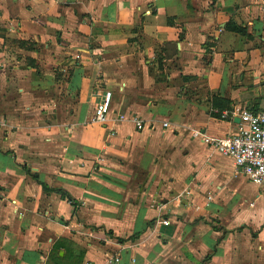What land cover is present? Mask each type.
Instances as JSON below:
<instances>
[{
  "label": "crops",
  "instance_id": "obj_1",
  "mask_svg": "<svg viewBox=\"0 0 264 264\" xmlns=\"http://www.w3.org/2000/svg\"><path fill=\"white\" fill-rule=\"evenodd\" d=\"M233 107L264 0H0V264H264V183L207 143Z\"/></svg>",
  "mask_w": 264,
  "mask_h": 264
},
{
  "label": "built area",
  "instance_id": "obj_2",
  "mask_svg": "<svg viewBox=\"0 0 264 264\" xmlns=\"http://www.w3.org/2000/svg\"><path fill=\"white\" fill-rule=\"evenodd\" d=\"M109 99L110 94L105 93L97 103L91 120L93 123L105 124L107 122L110 110ZM230 114L239 120L238 131L221 139L208 140L207 143L221 156L230 158L235 168L250 182L257 185L263 184L264 110L255 112L245 107H233ZM227 116V112L222 113L221 119H225ZM135 125L137 130L143 129V125L139 121H136ZM163 126L167 127V124Z\"/></svg>",
  "mask_w": 264,
  "mask_h": 264
},
{
  "label": "water",
  "instance_id": "obj_3",
  "mask_svg": "<svg viewBox=\"0 0 264 264\" xmlns=\"http://www.w3.org/2000/svg\"><path fill=\"white\" fill-rule=\"evenodd\" d=\"M236 121H238V122H239V120H236Z\"/></svg>",
  "mask_w": 264,
  "mask_h": 264
}]
</instances>
